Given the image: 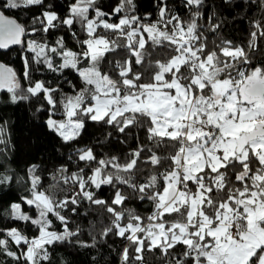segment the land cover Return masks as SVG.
<instances>
[{
    "label": "snow or ice",
    "instance_id": "6c2138e0",
    "mask_svg": "<svg viewBox=\"0 0 264 264\" xmlns=\"http://www.w3.org/2000/svg\"><path fill=\"white\" fill-rule=\"evenodd\" d=\"M222 4L244 41L209 0H0V51L20 49L27 82L0 63V91L68 149L20 174L0 123V264L109 241L118 264H264V0ZM21 9L30 25L5 11ZM89 122L103 132L80 144Z\"/></svg>",
    "mask_w": 264,
    "mask_h": 264
},
{
    "label": "trees",
    "instance_id": "16d2710c",
    "mask_svg": "<svg viewBox=\"0 0 264 264\" xmlns=\"http://www.w3.org/2000/svg\"><path fill=\"white\" fill-rule=\"evenodd\" d=\"M62 2V0H60ZM140 12L152 11V0H138ZM210 5L214 4L213 10H219L225 19L223 33L228 38L241 42L246 39V22L241 21L232 11L222 4V0H209ZM10 17L16 18L22 24H31V17L36 13L32 10H5ZM58 33H52L50 39H54ZM71 44V41H69ZM264 47V45H262ZM257 59L264 57L257 56ZM0 63L11 67L20 79L22 85H26L23 80V60L18 47L8 51L0 52ZM39 75L34 73V76ZM51 79L50 74H46ZM69 79L78 82L74 75L69 74ZM65 91H70L68 85H63ZM35 103L29 101H18L12 103L10 94L7 91H0V123H6L8 129V139L11 142L9 148L10 166L16 172L23 174L24 169L31 163H42L46 166L48 172L53 171L60 164L66 163L68 149L62 145L61 141L52 133L47 131L43 121L46 119V113H36ZM103 129L97 128L91 122L83 134L80 144L89 142L93 135L99 136ZM74 168V165H73ZM49 181L46 179L45 186ZM19 192L9 193L5 199H13L19 195ZM0 193V196H3ZM88 219H91L89 217ZM87 228V220L83 221ZM85 239L87 234L85 233ZM122 247L121 241H109V244H101L91 249L73 248L69 246H57L55 252V264H118V251ZM146 257L151 254L145 253ZM148 264H155L153 259H149Z\"/></svg>",
    "mask_w": 264,
    "mask_h": 264
},
{
    "label": "water",
    "instance_id": "95a60500",
    "mask_svg": "<svg viewBox=\"0 0 264 264\" xmlns=\"http://www.w3.org/2000/svg\"><path fill=\"white\" fill-rule=\"evenodd\" d=\"M1 52V51H0Z\"/></svg>",
    "mask_w": 264,
    "mask_h": 264
}]
</instances>
